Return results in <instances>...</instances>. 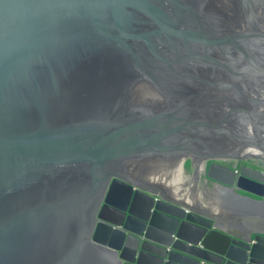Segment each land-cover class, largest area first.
Instances as JSON below:
<instances>
[{
	"label": "water",
	"instance_id": "95a60500",
	"mask_svg": "<svg viewBox=\"0 0 264 264\" xmlns=\"http://www.w3.org/2000/svg\"><path fill=\"white\" fill-rule=\"evenodd\" d=\"M230 160L264 161V0H0V264H264Z\"/></svg>",
	"mask_w": 264,
	"mask_h": 264
},
{
	"label": "flooded vegetation",
	"instance_id": "af4514ba",
	"mask_svg": "<svg viewBox=\"0 0 264 264\" xmlns=\"http://www.w3.org/2000/svg\"><path fill=\"white\" fill-rule=\"evenodd\" d=\"M222 163H224L227 167H229L230 169H232L233 171H235L237 173L236 177L239 176V172L240 169L242 168L243 165H249L252 166L254 168L259 169L261 172L264 173V161H259V160H230V161H223ZM210 164V162H209ZM208 167V165H207ZM142 171H134L131 172V177L132 179L134 178V180H138L140 179L142 176L145 177L146 180H152L150 179L151 175L149 176V174L146 175H142ZM181 177H178L175 181L174 177V185H173V189H174V194L175 195H179L183 190L185 192L190 191V193L193 195H200V199L204 202L206 201L207 203L209 202L210 199H212L213 195L215 193H217V191L219 190V187L217 184H215L214 181L207 179L206 178V174L204 171H201L200 173V178L197 179L195 178L194 180L191 181V178L189 177V172L184 169L183 171H181L180 174ZM172 180V181H173ZM236 192L239 193H243V194H247L244 191H239L238 189H235ZM250 195V194H249ZM252 196V195H251Z\"/></svg>",
	"mask_w": 264,
	"mask_h": 264
}]
</instances>
